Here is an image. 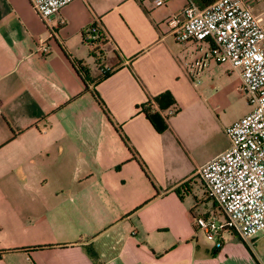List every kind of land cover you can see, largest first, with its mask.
Masks as SVG:
<instances>
[{"label": "crops", "instance_id": "0c3cea01", "mask_svg": "<svg viewBox=\"0 0 264 264\" xmlns=\"http://www.w3.org/2000/svg\"><path fill=\"white\" fill-rule=\"evenodd\" d=\"M189 1L73 0L44 22L29 0H0V250L60 244L0 264H224L191 214L210 209L196 177L229 139L215 144L225 128L186 68L209 43L177 42L169 23ZM93 22L107 38L97 57Z\"/></svg>", "mask_w": 264, "mask_h": 264}, {"label": "built area", "instance_id": "2783aa9c", "mask_svg": "<svg viewBox=\"0 0 264 264\" xmlns=\"http://www.w3.org/2000/svg\"><path fill=\"white\" fill-rule=\"evenodd\" d=\"M73 0H29L46 22ZM255 0H214L206 7L189 1L172 16L177 42L209 43L208 52L186 65L199 83L210 59L228 63L240 77V89L249 95L250 110L225 127L229 147L198 170V176L224 215L216 211L193 213V223L222 245L225 231L236 233L250 247L264 230V16L253 11ZM162 5L165 0H154ZM88 33L86 39H95ZM45 52L48 46L38 44ZM110 70L104 68L103 72ZM108 73V72H107ZM169 110L168 113H173Z\"/></svg>", "mask_w": 264, "mask_h": 264}, {"label": "rangeland", "instance_id": "374dc122", "mask_svg": "<svg viewBox=\"0 0 264 264\" xmlns=\"http://www.w3.org/2000/svg\"><path fill=\"white\" fill-rule=\"evenodd\" d=\"M261 8L257 11L264 10V0L261 1ZM255 10V9H254ZM259 14V12H257ZM264 16V12L260 13ZM197 94L211 107L215 114V126L225 128L235 120L242 117L250 110L248 102L249 95L240 89V77L236 70H233L228 63H219L214 59H210L204 72L199 77V83H196ZM215 144L217 146L226 147L228 139L224 131H218L215 135ZM214 145L210 150L199 154L202 159H205L214 150ZM197 182L203 189V201H209V210L206 213H217V218L220 221L224 220V215L218 210V206L208 193L204 184L197 176ZM193 180H189L182 186L184 190L190 189V184ZM184 194V193H183ZM185 199L193 200L192 196H185ZM201 211L204 206L199 207ZM200 209L195 208V211ZM196 235L201 247L207 248L209 252L216 245V238L209 237L203 230L196 228ZM223 254L226 256L224 264H264V236L260 238L252 248L245 243L236 233L225 231L222 235Z\"/></svg>", "mask_w": 264, "mask_h": 264}, {"label": "trees", "instance_id": "16d2710c", "mask_svg": "<svg viewBox=\"0 0 264 264\" xmlns=\"http://www.w3.org/2000/svg\"><path fill=\"white\" fill-rule=\"evenodd\" d=\"M190 1L195 3L197 6L203 8V7H206V6L210 5L214 0H190ZM86 29H87V33L86 32L83 33L84 34V38H85V42H86V44H88V46L91 47V54H93L94 56L97 57V55L101 52V48H103L105 43H107V38L101 32V30L99 29V26H98V24L96 22H93L92 24H90ZM88 33H92V34L96 33L95 39H93L91 41L87 40L86 37H87ZM81 69H83V67H81ZM83 72L85 73L84 80L87 81L88 78H87V75H86V72L84 71V69H83ZM107 74L108 73L105 72L103 74V76H105ZM84 91H88L87 84H86V87L84 88ZM92 95L94 96V99L96 100V102L104 110V106H103L101 100H99V98L97 97V95L94 92H92ZM104 112L106 113L105 110H104ZM145 114L148 117V119L152 122V124L154 125L155 129L158 132H161V131H163L166 128V122L164 121L163 118L158 116L156 113H152L148 108H146L145 109ZM136 160L139 162L142 170L144 172H146L144 167H143V165H142V163L137 158H136ZM176 192H179V189H176ZM191 214H193V210H191ZM59 245L60 244H45V245L32 246V247H28V248L3 249V250H0V254L7 253V252H13V251L27 250V249H51V248H55V247H57ZM220 246H222V245L215 246L216 249H215L214 253L217 252V249Z\"/></svg>", "mask_w": 264, "mask_h": 264}]
</instances>
